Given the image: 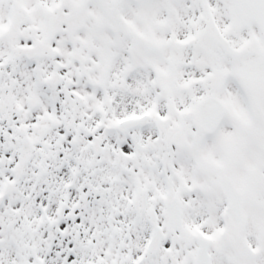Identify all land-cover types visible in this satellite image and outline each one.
<instances>
[{"label": "snow or ice", "instance_id": "6c2138e0", "mask_svg": "<svg viewBox=\"0 0 264 264\" xmlns=\"http://www.w3.org/2000/svg\"><path fill=\"white\" fill-rule=\"evenodd\" d=\"M0 264H264V0H0Z\"/></svg>", "mask_w": 264, "mask_h": 264}]
</instances>
